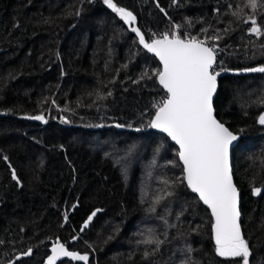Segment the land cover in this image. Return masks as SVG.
Returning <instances> with one entry per match:
<instances>
[{
    "label": "trees",
    "instance_id": "trees-1",
    "mask_svg": "<svg viewBox=\"0 0 264 264\" xmlns=\"http://www.w3.org/2000/svg\"><path fill=\"white\" fill-rule=\"evenodd\" d=\"M113 3L148 43L177 27L214 47L215 72L264 67V0ZM159 71L104 0H0V264H48L57 242L87 264H241L216 254L177 148L148 126L166 98ZM217 82L215 116L241 137L232 171L249 264H264V73Z\"/></svg>",
    "mask_w": 264,
    "mask_h": 264
},
{
    "label": "snow or ice",
    "instance_id": "snow-or-ice-1",
    "mask_svg": "<svg viewBox=\"0 0 264 264\" xmlns=\"http://www.w3.org/2000/svg\"><path fill=\"white\" fill-rule=\"evenodd\" d=\"M104 3L125 23L135 21L130 11L117 7L113 0H104ZM257 5L258 0H249L251 8L255 9ZM251 25L250 31L260 36L261 27L255 18H251ZM132 31L139 37V43L149 52L155 53L163 65V70L155 75L166 91V98L155 106V115L149 120L148 126L166 133L179 146L177 154L183 165L182 181H186L187 187L198 194L215 219L213 232L216 254L224 258H240L241 264H249L250 249L241 233L239 193L233 182L230 165V146L238 136L214 115L212 101L220 74L212 70L216 59L214 47L206 46L205 41L195 37L181 39L176 35L169 39L167 34L148 43L139 29L133 28ZM247 71L264 73V67ZM28 118L47 123L43 116ZM258 123L264 126V114L259 116ZM12 176L17 179L15 171ZM261 191L260 187L253 188L254 194L258 195ZM84 227H87V223ZM144 243H155L158 247L162 241L149 239ZM51 252L48 264H56L61 255L85 264L89 259L87 255H78L59 243L52 247ZM30 254L31 250L26 253Z\"/></svg>",
    "mask_w": 264,
    "mask_h": 264
},
{
    "label": "water",
    "instance_id": "water-1",
    "mask_svg": "<svg viewBox=\"0 0 264 264\" xmlns=\"http://www.w3.org/2000/svg\"><path fill=\"white\" fill-rule=\"evenodd\" d=\"M125 26H126V28L129 30V32L137 39V41H138V43H139V37L136 35V33L135 32H133L132 31V29L133 28H137V29H139L138 28V26H137V24H136V20L135 21H133V22H130V23H125ZM140 30V29H139ZM141 32V31H140ZM142 33V32H141ZM171 39V38H170ZM150 43V42H149ZM139 45H140V47L144 50V51H146L149 55H151V56H153V57H155V59L158 61V63H159V65H160V71H162L163 70V65H162V63H161V61L159 60V57H157L156 55H155V53H152V52H149L146 48H144V46L143 45H141L140 43H139ZM214 53H215V51H214ZM215 57H216V53H215ZM216 60H217V58L215 59V63L213 64V69L212 70H214V67H215V65H216ZM220 74H219V76H217V79L218 78H221V77H223V76H226V75H232V76H244V75H249V74H259L260 72H251V71H238V72H235V71H222V72H219ZM157 84L160 86V88L164 91V93L166 94V91L162 88V86L159 84V81H158V78H157ZM217 92H218V82H217V89H216V92L214 93V95H213V104H214V100H215V97H216V95H217ZM155 115V114H154ZM214 115H215V111H214ZM154 117V116H153ZM121 130H122V128H120ZM153 130L156 132V133H158V134H160V135H163L164 137H166L176 148H177V150L179 149V146L178 145H176L175 144V142L174 141H172L171 140V138L170 137H168L167 136V134L166 133H163L162 131H160L159 129H156V128H153ZM235 135H237V134H235ZM238 136V139L236 140V141H234L233 142V144L230 146V165H231V170H232V151H233V149L238 145V143H239V141H240V136L239 135H237ZM178 159H179V157H178ZM180 162V161H179ZM180 165H181V167L183 168V165H182V163L180 162ZM183 175H184V173H183ZM232 176H233V171H232ZM233 182H234V179H233ZM184 183H185V185H186V187H187V182L186 181H184ZM234 185H235V183H234ZM188 188V187H187ZM237 188V187H236ZM191 192H192V190L190 189V188H188ZM238 190V189H237ZM193 194H194V196L195 197H197V199L201 202V204L208 210V212H209V214H210V217H211V219H212V221H213V224H212V228H211V235H212V240H213V242H214V244H215V238H214V232H213V226H214V224H215V219H214V217L212 216V212H211V209L206 205V204H204L203 203V201L202 200H200L199 199V196H198V194H196V193H194V192H192ZM238 193H239V197H238V208H239V211H240V198H241V194H240V192H239V190H238ZM91 217V220H89V218L85 221V223H83L82 224V226H81V229H80V233H83L84 232V230L90 225V223H91V221H92V217H93V215H91L90 216ZM66 222H67V219H65L64 220V225L66 224ZM87 223V227H84L85 226V224ZM239 223H240V226H241V215H240V219H239ZM241 233H242V236H243V232H242V228H241ZM58 244V242L57 243H54L52 246H51V248L49 249V256H51L52 255V252H51V249H52V247L53 246H55V245H57ZM59 244H61V243H59ZM64 245V244H63ZM65 246V245H64ZM216 246V245H215ZM65 248H66V246H65ZM67 249V248H66ZM68 250V249H67ZM64 261H74V260H72L71 259V257H65V256H60V257H58L57 258V260H56V264H60V263H62V262H64Z\"/></svg>",
    "mask_w": 264,
    "mask_h": 264
},
{
    "label": "built area",
    "instance_id": "built-area-1",
    "mask_svg": "<svg viewBox=\"0 0 264 264\" xmlns=\"http://www.w3.org/2000/svg\"><path fill=\"white\" fill-rule=\"evenodd\" d=\"M164 35H165V34H163L162 37H163ZM172 35H173L172 38H175L176 35H178L181 39H188V38H190V36H188V35H185L184 37H182V34H181V33L179 32V30L176 29V28L173 30Z\"/></svg>",
    "mask_w": 264,
    "mask_h": 264
},
{
    "label": "rangeland",
    "instance_id": "rangeland-1",
    "mask_svg": "<svg viewBox=\"0 0 264 264\" xmlns=\"http://www.w3.org/2000/svg\"><path fill=\"white\" fill-rule=\"evenodd\" d=\"M175 28L177 29V27H172L171 32H170V31H167V32H165V34L168 33L169 35H171L172 32H173V30H174ZM171 37H173V35H172ZM169 39H170V38H169Z\"/></svg>",
    "mask_w": 264,
    "mask_h": 264
}]
</instances>
